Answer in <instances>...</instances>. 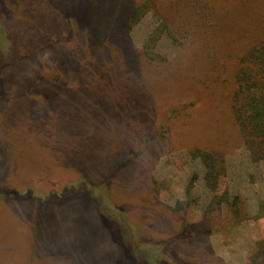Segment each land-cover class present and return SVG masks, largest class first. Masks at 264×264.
<instances>
[{
  "label": "rangeland",
  "instance_id": "obj_1",
  "mask_svg": "<svg viewBox=\"0 0 264 264\" xmlns=\"http://www.w3.org/2000/svg\"><path fill=\"white\" fill-rule=\"evenodd\" d=\"M32 1V7L22 11L14 0H0V76L6 81L0 103L3 188L59 192L82 173L93 183L101 182L107 171L95 160L107 145V151L115 150L110 156L117 163L132 160L111 180L110 192L145 242L140 250L144 259L159 264L164 255L170 264H264L258 258L264 245V162L253 161L245 149L231 104L224 108L229 118L212 115L206 118L208 124L191 129L183 124L188 116L183 112L145 115L149 131L143 135L128 108L116 114L129 125L122 139L108 136L110 109L85 103L82 96L63 102L61 88L53 82L41 83L29 94L32 79L61 78L62 70L53 68L52 48L70 46V41L64 43L68 23L48 13L54 0ZM31 11L45 17L32 18ZM158 24L157 16L148 14L130 30L129 45L141 51ZM173 37L170 32L161 39L159 55L179 56ZM226 60L229 69H238L236 61ZM68 65L62 57L61 66ZM234 88L221 91L218 101L229 99ZM62 104L68 106L63 116ZM37 115L46 120H37ZM203 136L211 139L198 140ZM197 150L222 160L224 175L215 192L206 185V168L195 157ZM157 184L162 188L158 185V192ZM104 234L96 204L87 199L65 208L34 200L0 202V264H89L94 252L106 264H116L119 255ZM189 234L192 237H186Z\"/></svg>",
  "mask_w": 264,
  "mask_h": 264
},
{
  "label": "trees",
  "instance_id": "obj_2",
  "mask_svg": "<svg viewBox=\"0 0 264 264\" xmlns=\"http://www.w3.org/2000/svg\"><path fill=\"white\" fill-rule=\"evenodd\" d=\"M32 3L14 0L22 11H28ZM234 4L239 6L235 8ZM235 9L238 15H233ZM48 13L59 15L63 23H68L69 39L65 38L64 43L70 41V46L52 48L53 68L62 70L61 78L51 81L49 76L36 77L28 82L29 94L39 89V84L53 82L61 88V95L57 94L63 102L82 96L85 103L110 109L106 130L116 140L122 139L129 127L126 120L116 116L121 110L134 111L131 118L140 122L136 131L143 135L149 131L143 122L145 115L151 118L160 113L183 112L188 114L183 124L191 129L202 122L208 124L206 118L212 115L229 118V110L224 108L231 104L230 113L245 149L253 161L264 162V0H54ZM150 13L157 16L159 24L142 50L137 51L129 45L128 34ZM30 15L36 19L45 17L33 11ZM170 32L180 49L175 59H167L156 51L161 39ZM62 57L71 66L62 67ZM226 59L236 61L238 69H229ZM5 84L1 75L0 103ZM231 86H235L231 96L220 103V92ZM40 97L43 100V95ZM62 105L66 107L60 111L63 116L68 106ZM202 139L208 142L211 137L198 140ZM103 148L104 154L95 160L107 171L101 182L93 183L82 173L59 192L46 194L32 187L24 191L6 189L0 183V202L34 200L65 208L85 199L93 201L105 239L119 255L116 264H151L140 253L146 245L129 215L111 198V180L129 168L132 160L117 163L110 156L115 150L107 151V145ZM194 155L206 168L207 187L215 192L224 175L222 160L206 151L197 150ZM258 258L264 260V245ZM105 261L94 252L88 263L106 264ZM158 262L170 264L164 255Z\"/></svg>",
  "mask_w": 264,
  "mask_h": 264
}]
</instances>
